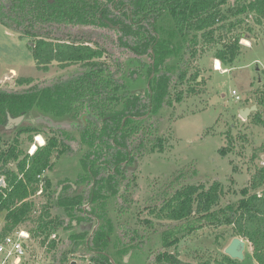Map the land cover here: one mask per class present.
<instances>
[{"label":"trees","instance_id":"trees-1","mask_svg":"<svg viewBox=\"0 0 264 264\" xmlns=\"http://www.w3.org/2000/svg\"><path fill=\"white\" fill-rule=\"evenodd\" d=\"M237 1L0 0V23L20 38L34 39L29 44L38 70L47 71L52 63L62 68L78 67L65 78L57 76L34 84L32 77L22 76L18 83L29 86L24 91L1 90L0 124L7 115L28 117L34 111L58 120L79 117L84 126L79 141L61 129H48L52 134L32 154L22 153L14 141L5 142L0 161L3 165L10 159L15 161L16 170L5 167L0 173L5 181V186H0V213L5 212L1 239L32 221V236H42V242L48 244L47 264H68L69 255L81 249L94 264H112L105 253L116 264H123L116 257L120 251L131 250L133 258L144 254L141 250L148 244L144 233L126 219L115 222L129 212L134 197L135 173L127 166L146 152L162 151L156 111L167 104L174 75L179 81L186 78L189 59L196 53V33L202 43L219 46L213 58L226 66L235 61L241 49V34L233 30L241 20L234 18L243 13L264 18V0H244L242 7L233 10ZM225 4L229 5L227 10L222 8ZM166 15L171 27L161 36L158 21ZM176 51L187 57L178 60L173 73L165 63ZM120 57L125 58L124 63ZM144 81L148 87L141 85ZM256 99L257 110L250 117L264 126V90ZM176 100H180L179 95ZM40 131L32 126L17 130L29 134ZM29 137L31 141L32 135ZM73 146L76 151L86 146L81 158L84 173L75 182L76 188L65 184L55 195L49 192L50 180L43 178L46 204L33 218L30 196L39 188L42 174L50 169L55 153L73 155ZM257 151L264 153V144ZM221 193L219 181L208 188L186 185L166 199L155 216L180 223L172 229L185 228L188 233L210 223L229 225L233 235L249 242L253 259L264 264V164L252 172L236 203L214 210ZM51 207L61 214L51 215ZM72 220L98 224L88 238L89 231H79ZM58 229L70 233L59 241L51 237ZM176 241L173 238L164 246ZM144 255L146 260L153 257L154 264H184L177 253L166 250ZM213 264L243 262L223 253Z\"/></svg>","mask_w":264,"mask_h":264},{"label":"rangeland","instance_id":"rangeland-1","mask_svg":"<svg viewBox=\"0 0 264 264\" xmlns=\"http://www.w3.org/2000/svg\"><path fill=\"white\" fill-rule=\"evenodd\" d=\"M243 1L238 0L233 10L242 7ZM228 6V4L223 5V10H227ZM237 18L241 22L233 30L241 34L240 54L232 64L226 66L221 64V69H216L213 62V54L219 46L202 43L199 41V33H196V53L189 59L186 78L179 81L174 75L175 78L171 82L166 97L167 104H163L156 111V114L160 116L156 134L163 139L162 151L146 152L135 160L136 164H129L135 173L136 187H132L134 197L129 212L123 218L115 219V222L126 219L132 227L144 233L148 242L141 250L144 254L150 253L152 256L156 249H161L177 253L184 264H205L206 262L213 264V260L224 253L225 247L233 237L242 238L233 235L231 227L226 224H205L188 233L185 228L172 229L175 224L177 227L180 226V223L167 219L160 220L155 216V212L166 199L176 190L190 184L208 188L214 181L221 183L222 193L214 210L225 206L228 202L236 203L241 196L240 189L248 183L252 172L257 166L264 164V153L257 151V148L264 144V126L251 120L250 115L253 111L246 119L239 116L240 108L257 105L256 98L259 92L264 90V18H259L253 13H243L234 19ZM169 19L166 15L158 21V31H160L158 33L161 36H166L167 30L171 27ZM33 40L30 37H18L16 32L0 23V91L26 90L29 86L18 83V78L22 76L32 77L34 79L32 84H34L57 76L65 78L78 70L77 65L62 68L57 63L49 65L47 71L38 70L29 44V41ZM116 54L119 57L118 53ZM182 55L181 51H176L167 58L165 65L173 73L178 67V60L182 61L187 57ZM124 59L120 57L119 61L124 63ZM145 60L149 59L145 57ZM143 74L145 75L144 72ZM194 75L198 76L196 80L190 78ZM141 85L147 87L145 81ZM233 90L240 99H235L231 93ZM177 95L180 96L178 101ZM62 118L65 119H52L45 114L32 111L28 117H23L15 124L14 129L0 132V153L6 143L14 141L18 148H21L22 153L30 154L32 145L44 144L46 138L52 134L48 130L51 128L61 129L71 135L74 140L79 141L80 129L83 125L80 118L71 116ZM29 126L39 128L41 131L31 134L17 132L19 128ZM30 135H32L31 141ZM38 136L41 140L37 139ZM232 143L233 146L230 148ZM85 148L86 146L76 151L73 146V155H66V153L53 155L50 169L42 174L39 188L30 196V200L34 203V209L31 212L33 218L46 204L43 178L50 180L49 192L54 191L55 194L57 191L60 192L63 182L71 181L75 184L78 177L84 173L81 158ZM225 148V154H222L221 151ZM5 167L16 170L15 161L10 159L5 165L0 161V173ZM0 180H2L0 186H5L4 176L1 174ZM50 213L51 215L61 214V210L51 207ZM4 214L5 212L0 213V239ZM143 220L148 222L145 223ZM185 222L187 220L183 221ZM33 226L32 221H27L13 229V231L23 229L29 232V238L25 243L27 252L19 262L13 259L6 264H47L49 262L48 244L42 242V236H32L30 229ZM69 233L70 230L58 229L54 236L60 241ZM173 238H177L175 243L164 246V242H169ZM126 254V251H120L116 253V257L121 260ZM144 254L138 258H133L132 254L128 255L129 257L126 255V259L132 260L129 264H154L153 257L146 260ZM72 260H76L79 264L82 260L90 259L87 252L81 249L69 255L68 264ZM241 262L258 264L251 255V246L247 240H245Z\"/></svg>","mask_w":264,"mask_h":264},{"label":"built area","instance_id":"built-area-1","mask_svg":"<svg viewBox=\"0 0 264 264\" xmlns=\"http://www.w3.org/2000/svg\"><path fill=\"white\" fill-rule=\"evenodd\" d=\"M235 99H240L236 91L231 92ZM40 177V176H38ZM55 234H52L54 236ZM29 238V232L23 229L14 230L0 240V264H6L14 259L19 262L26 255V240ZM78 264V263H77ZM79 264H94L90 260H84Z\"/></svg>","mask_w":264,"mask_h":264},{"label":"water","instance_id":"water-1","mask_svg":"<svg viewBox=\"0 0 264 264\" xmlns=\"http://www.w3.org/2000/svg\"><path fill=\"white\" fill-rule=\"evenodd\" d=\"M256 110H257L256 104H252L251 106L242 107L239 109V116L242 117L243 119H246L251 111H256ZM23 117H24L23 115H19L17 117H9L8 123L6 125H1L0 130H2L4 128L12 127L13 123L17 124L18 122H20V120H22ZM0 184H2V180H0ZM73 224H76L75 220H73ZM89 228H90L89 225H83V223L78 224V230L79 231L88 230ZM244 246H245V240L244 239L239 238V237H233L231 239L230 243L225 247L224 253L227 254L231 258L242 260L243 259ZM106 255L112 264H116L114 259L109 254H106ZM69 264H77V261L72 260Z\"/></svg>","mask_w":264,"mask_h":264},{"label":"flooded vegetation","instance_id":"flooded-vegetation-1","mask_svg":"<svg viewBox=\"0 0 264 264\" xmlns=\"http://www.w3.org/2000/svg\"><path fill=\"white\" fill-rule=\"evenodd\" d=\"M108 20H106L105 19V22H107ZM108 24H109V26L110 27H115L114 25H112L109 21L107 22ZM111 24V25H110ZM151 63H152V65H153V63H154V60H153V58H151ZM150 77H152V74H151V76ZM147 87H148V83H147ZM9 117H12V116H10V115H7V117H6V120L3 122V124H0V126L1 125H6L7 123H8V118ZM13 126H15V124L13 123V125H12V127H10V128H4V129H2V130H0V132L1 131H4V130H12V128H13ZM84 126L82 125V128H83ZM15 128V127H14ZM13 128V129H14ZM44 144H45V142H44ZM39 146H41V145H39ZM37 148V146L35 145V149ZM35 149L33 150V151H31V153L30 154H32L34 151H35ZM134 163L136 164V161H134ZM128 167V169H130V170H132L133 169V167H130V166H127ZM65 184H71L74 188H76V185L75 184H73L71 181H67V182H63V186L65 185ZM63 188V187H62ZM62 188H61V190H62ZM60 190V191H61ZM59 193V191H57V193L55 194V195H57ZM76 221V220H75ZM82 223V222H81ZM72 224H73V220H72ZM79 224V223H78ZM78 224H77V222H76V224H73V225H76L77 226V228H78ZM97 224H98V222H96V223H93L91 226H90V228L88 229V231H89V234H88V238L90 237V235L93 233V231H94V229H95V227L97 226ZM85 231H87V230H85ZM127 254V257H129L128 255H131V250H129V251H127L126 252ZM105 254H107V253H105ZM126 255L125 256H123L122 257V263L123 264H127V262L129 261L128 259H126ZM129 264V263H128Z\"/></svg>","mask_w":264,"mask_h":264},{"label":"bare ground","instance_id":"bare-ground-1","mask_svg":"<svg viewBox=\"0 0 264 264\" xmlns=\"http://www.w3.org/2000/svg\"><path fill=\"white\" fill-rule=\"evenodd\" d=\"M243 42H244V41H243ZM244 43H245V42H244ZM214 64H215V68H216V69H220V68H221V67H220V63H219L218 60H215ZM37 139H38V140H41L40 136H38ZM31 149H32L31 151H33V150L35 149V145H32Z\"/></svg>","mask_w":264,"mask_h":264},{"label":"crops","instance_id":"crops-1","mask_svg":"<svg viewBox=\"0 0 264 264\" xmlns=\"http://www.w3.org/2000/svg\"><path fill=\"white\" fill-rule=\"evenodd\" d=\"M215 60H218V59H213V62H215ZM219 61V60H218ZM219 63H220V61H219ZM220 66H221V63H220ZM214 67H215V64H214ZM221 69V68H220Z\"/></svg>","mask_w":264,"mask_h":264}]
</instances>
